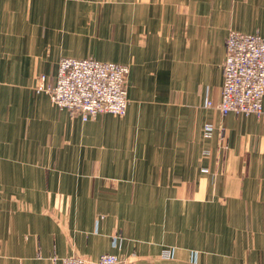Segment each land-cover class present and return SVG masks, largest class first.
<instances>
[{
    "label": "crops",
    "instance_id": "1",
    "mask_svg": "<svg viewBox=\"0 0 264 264\" xmlns=\"http://www.w3.org/2000/svg\"><path fill=\"white\" fill-rule=\"evenodd\" d=\"M106 9L114 53L75 50L67 20ZM231 30L264 38V0H0V264H264V119L206 107ZM63 57L130 65L127 115L38 92Z\"/></svg>",
    "mask_w": 264,
    "mask_h": 264
},
{
    "label": "built area",
    "instance_id": "2",
    "mask_svg": "<svg viewBox=\"0 0 264 264\" xmlns=\"http://www.w3.org/2000/svg\"><path fill=\"white\" fill-rule=\"evenodd\" d=\"M222 63L224 85L218 104L208 101L223 116H256L264 119V38L257 34L230 31ZM130 65L100 62L95 59L64 58L55 85L41 76L37 91L50 96L52 104L88 122L102 114L125 117L129 97ZM213 125L206 127L212 135ZM116 246V244L114 243ZM62 264H133L116 254H104L96 263L80 257L65 258Z\"/></svg>",
    "mask_w": 264,
    "mask_h": 264
},
{
    "label": "rangeland",
    "instance_id": "3",
    "mask_svg": "<svg viewBox=\"0 0 264 264\" xmlns=\"http://www.w3.org/2000/svg\"><path fill=\"white\" fill-rule=\"evenodd\" d=\"M111 1L112 0H106V2H108V3ZM101 11H102L101 14L98 11H96L98 13L95 15L94 14H91V15H75L72 17V20H67L66 25H72L74 27L73 34L75 35V42H74V49L75 50H87L88 49V50H92V51L96 50V53L99 51L104 52V53H109V54L114 53V43L113 42H114V33H115V28H114L115 21H114L113 11L110 9H106L105 11H107V12L112 11V14H107V15L105 14V12L103 10H101ZM64 37H66V32H64ZM64 58L77 59L75 57H63L60 59L59 65H60V62L62 61V59H64ZM88 59H94V58H88ZM95 60H97V59H95ZM97 61H100V60H97ZM100 62H104V61H100ZM59 65H58V69H59ZM221 68H222V64H221ZM36 88H37V85H36ZM220 100L218 102H214V101H212V102H214L215 104H218L220 102ZM97 118L98 117H96L95 119H97ZM95 119H92V120H95ZM206 127H205V135H206V137H210L206 133ZM222 135H223V133H222ZM224 135H225V133H224ZM60 198H62L61 195L59 196V199ZM65 198H63V199H65ZM56 210L59 211L58 215H60L61 219L66 216V209H63V208L46 209L47 215H52V216L56 215V213H54ZM104 218H105V215H102V214L98 215V219L102 220ZM121 239H123V235H122L121 231L116 232V234L113 237L114 243L117 245L118 241ZM175 250H176V247H165L161 252V258L164 260L173 259L175 257ZM74 256L85 259L91 263H96L101 257L100 256L97 261H93L91 259H88L87 257L79 256V255H70V256L61 257V256H58L57 254H54L50 257V260L53 261L55 264H62L61 262L63 259L69 258V257H74ZM120 257L126 261H129V262H132L133 264H135L134 261L127 260L122 256H120Z\"/></svg>",
    "mask_w": 264,
    "mask_h": 264
}]
</instances>
